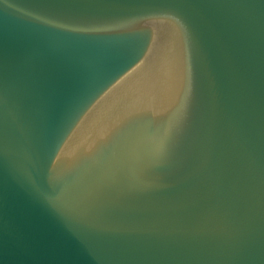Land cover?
<instances>
[{
	"label": "water",
	"instance_id": "95a60500",
	"mask_svg": "<svg viewBox=\"0 0 264 264\" xmlns=\"http://www.w3.org/2000/svg\"><path fill=\"white\" fill-rule=\"evenodd\" d=\"M0 264H264V0H0Z\"/></svg>",
	"mask_w": 264,
	"mask_h": 264
}]
</instances>
